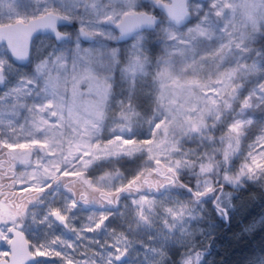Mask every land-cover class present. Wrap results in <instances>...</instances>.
Segmentation results:
<instances>
[{
  "label": "snow or ice",
  "instance_id": "snow-or-ice-1",
  "mask_svg": "<svg viewBox=\"0 0 264 264\" xmlns=\"http://www.w3.org/2000/svg\"><path fill=\"white\" fill-rule=\"evenodd\" d=\"M40 31L59 46L33 50ZM258 37L264 0H0V264H124L137 244L143 264H205L193 222L209 203L228 219L234 193L264 181ZM69 90L89 101L75 117ZM124 158L141 163L125 173ZM122 201L127 230L110 228Z\"/></svg>",
  "mask_w": 264,
  "mask_h": 264
},
{
  "label": "rangeland",
  "instance_id": "rangeland-1",
  "mask_svg": "<svg viewBox=\"0 0 264 264\" xmlns=\"http://www.w3.org/2000/svg\"><path fill=\"white\" fill-rule=\"evenodd\" d=\"M194 2H199L202 3L204 1L202 0H194ZM238 2H242V0H238ZM65 31H72V29H68L65 28ZM109 44L120 48L121 50L126 49L131 41L128 40L126 42H122L119 43L117 41H109ZM49 45H55V46H59L58 42L55 41V39L53 37H49L48 35H39L38 37H36L33 41L32 44V49H38V48H48ZM89 43L83 42V47H88ZM69 46H64V50L67 51V48ZM254 48H256L257 50L260 49H264V40H261L259 37L257 38L256 42L253 45ZM162 54V48L160 46L155 47L154 51H153V55L154 56H158ZM259 59V58H257ZM32 68V65L30 64H26V65H19V71L21 72H28L30 71V69ZM69 69H71V65H69ZM119 75V73H117V76ZM60 91L63 92V86H60ZM119 88H117V92H119ZM89 103L88 99L86 98L85 100H81L79 98V96H76L75 98L72 97L71 91L69 90V94H68V104L69 107H71L73 109V117H75L77 115V109L82 110V105H87ZM146 107V106H145ZM67 115V113H66ZM250 115L252 116V118L256 121V125L257 128L259 127V125L264 122V110H261L259 108L252 110V112L250 113ZM19 119V123H23V119L22 118H18ZM16 121L14 120V123ZM6 123V120H5ZM66 128L68 127L67 125L65 126ZM68 131L70 132V128L68 129ZM255 131V129H254ZM217 135H219V133H217ZM191 146V147H195V144H186V147ZM243 148L246 149L247 147V141L244 143V145L242 146ZM246 155V152H245ZM33 159H35L33 157ZM141 163V161L138 158H124L123 160H121L118 164L117 167L120 168L121 171L125 172V173H129L133 170H135L138 165ZM242 163V159L238 160L236 162V167H239V164ZM22 165L17 164L16 168L20 169L22 168ZM187 178V177H186ZM189 179V178H187ZM264 181L261 182H253V181H246L245 182V186L243 188H247L248 186H252V187H260L264 190ZM125 201H122L121 204L118 207H114L113 208V212H115L116 214L111 218L109 225L110 228H116L117 230H127V224L125 223V219L124 217H122L120 215V213L122 212H126L125 209ZM249 202V206H250ZM211 204H207L205 207L204 212L202 213L203 218L200 219L198 222H193V229L196 231V239H197V244L198 246H203L209 243L210 237L211 235H213L216 230H217V223H215L214 221H212L209 217V206ZM242 204L239 203L238 205V209H241ZM236 208V209H235ZM235 211H237V207H234ZM88 209L85 208L83 209L79 215L78 218L73 221L74 224H76L77 226L80 225L81 223H83L85 221L86 215L88 213ZM239 212H236L235 218H238V214ZM264 224V211L258 215L256 218H254L253 220H251L244 228H243V232L244 234H250L253 231H255L256 229L260 228L262 225ZM51 231L52 235H59L62 236L63 239L68 240V241H72L74 240V236L72 233L68 232L67 230H64L61 226L57 225L55 226ZM203 232V235H201L200 233ZM28 235L30 236L31 240L33 242H35L38 239H41L43 237V233L40 232L39 229H29V233ZM92 235V234H89ZM138 238L146 240L147 237L144 236V234L142 232H137L135 234ZM96 239L100 240V241H104L106 239V236L104 233H99L96 235ZM95 248V246H93ZM8 249V246L6 244H3V242H0V251L2 250H6ZM69 252H71V250H68ZM81 251H84V249H81ZM143 250L139 247V244H137L133 250L129 253V255L127 256L124 264H143ZM260 257H264V252L262 253H258L256 254L248 263L246 264H259V258ZM178 258V257H177ZM76 259H82V257L77 254L76 255ZM39 264H60L59 261L57 260H44L41 259L39 261Z\"/></svg>",
  "mask_w": 264,
  "mask_h": 264
},
{
  "label": "trees",
  "instance_id": "trees-1",
  "mask_svg": "<svg viewBox=\"0 0 264 264\" xmlns=\"http://www.w3.org/2000/svg\"><path fill=\"white\" fill-rule=\"evenodd\" d=\"M225 191L231 192L233 189L227 186ZM239 203L242 204L241 209H238ZM228 211L229 218L222 219L215 212L213 205L209 206V217L217 223V230L211 235L209 243L202 246L205 264H246L256 254L264 252V224L247 235L242 231L251 220L264 211V190L252 186L241 188L234 193ZM236 212H239L238 218H235Z\"/></svg>",
  "mask_w": 264,
  "mask_h": 264
},
{
  "label": "water",
  "instance_id": "water-1",
  "mask_svg": "<svg viewBox=\"0 0 264 264\" xmlns=\"http://www.w3.org/2000/svg\"><path fill=\"white\" fill-rule=\"evenodd\" d=\"M202 1H204V0H202ZM68 27H71V26H70V25H61V26H60V30H61V31H65L64 29H65V28H68ZM39 35H47V34L44 33L43 31H40V32L34 33L32 39H31V42H30V44H31V48H32V44H33L34 39H35L36 37H38ZM53 38H54V37H53ZM126 41H128V40H123V41H118V42H119V43H122V42H126ZM84 42H86V43H90V42H88V41H84ZM26 64H28V63L25 62V63H23V64H19V65H26Z\"/></svg>",
  "mask_w": 264,
  "mask_h": 264
}]
</instances>
